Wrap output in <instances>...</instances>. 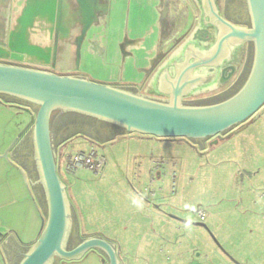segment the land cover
Returning a JSON list of instances; mask_svg holds the SVG:
<instances>
[{
  "label": "crops",
  "instance_id": "crops-1",
  "mask_svg": "<svg viewBox=\"0 0 264 264\" xmlns=\"http://www.w3.org/2000/svg\"><path fill=\"white\" fill-rule=\"evenodd\" d=\"M83 1L92 12V18L90 28L81 42L80 37L86 26L87 17L78 0H0V41L6 43L11 39L15 48L29 46L43 52L45 58L28 56L26 62L43 66L44 69L49 70L47 72L61 76L84 78L95 83L124 89L134 94L139 93L149 98L160 97L170 100L179 94L185 100L223 88L218 83L209 81L191 91L193 87L191 83L199 76L209 75L207 71L209 67L201 66L195 70L189 67L196 62L206 61L210 57H216L218 61L220 60L219 64H232L238 68L236 76L228 83L229 85L243 75L242 81L238 85L241 86L250 74V71L246 74L245 71L248 66L246 46L253 45L251 42L237 45L236 48L240 46V50H237L234 58L231 56L235 49L232 46L227 51L228 59H226L224 58L226 54L224 48L218 55L217 46H213L214 49L209 55H207L209 51H201L204 48L211 50L215 41L210 43L192 41L191 37L195 29L199 27L207 26L208 29L214 28L213 30L217 32V29L209 24L212 20V14L206 0ZM212 1L214 8L223 18L228 20L219 9L217 0ZM228 21L241 28H249L245 24L233 22L232 19ZM227 33L229 30L224 32L222 36ZM185 34L187 37L184 38L183 42L178 47L173 48L180 36ZM79 44L80 47H78ZM78 51H80L79 55ZM214 69L219 74V69ZM188 92L190 94L187 95ZM102 129L106 131L103 134L90 133V137L94 141L89 143L92 149L99 145L112 146L117 140L126 137L132 140H150L149 136L130 135L114 127L105 126ZM200 148L202 150L203 146ZM146 156L142 153H135V155H129L124 159L128 174L134 178L131 186L139 196V198H136V195H133V198L130 197L131 203L127 205L128 208L126 209H128L127 214L130 216L136 213V208L148 210V214L153 216V219L139 218L136 221L134 219L137 217H130V220L120 224L119 232L113 230L109 237L105 232L98 229L94 231L91 228L92 233L87 238L100 237L111 243L121 264H131V262L129 259L127 260L124 254L127 249L124 251L125 248L123 249L117 242L119 233L136 236L139 233V236L145 237V239L152 237L156 240V238H160L165 243V249H168L172 255V259L176 260L174 264H177L180 263L179 259L185 255L187 250H184L183 253L184 239H178L181 242L180 245H175L170 241L171 238L167 232H169L168 229L173 219L169 218V215L163 211L166 203L158 198L154 204H150L142 192H138L139 190L136 188V185L139 184L137 183L138 179L135 180L137 171L141 173L140 185H143V182L147 183L152 162L158 160ZM263 168L259 171L261 175L258 174V177L253 181V183L256 182L257 186L250 185L248 179L249 186L247 185V187H245V179L241 182L240 204L246 207H256L253 209L254 212L231 216L226 219L223 226L216 219L208 223L210 230L217 236L224 250L237 262L232 264H264ZM141 200L146 204L141 203ZM35 206L42 216L41 208L39 209L36 203ZM223 212L232 214L234 211L225 208ZM81 219L83 221H81L80 227L77 226L78 232L80 235H87L82 231V228L85 230L88 220L83 215ZM73 224L72 221V226ZM88 224L90 225V223ZM134 226L135 228L131 232V227ZM254 227L259 230V233H262V237H258L257 240L253 239L252 236ZM6 235L5 239L19 240L15 233L10 232ZM5 239H0V254L3 257ZM147 247L149 246L143 248L140 246L135 250L128 248V254L130 252L136 253L133 264L160 263L157 252L152 254ZM210 249L211 254L218 256L216 253L214 254L212 248ZM187 252L189 253V251ZM144 254L146 256H142ZM151 254L150 259L154 260L155 258L154 263L152 260H144V262L140 260L144 257L147 258V256L149 259ZM223 256L222 263L231 264L225 253ZM200 257L201 254L197 255V258ZM2 263L6 264L5 259Z\"/></svg>",
  "mask_w": 264,
  "mask_h": 264
},
{
  "label": "rangeland",
  "instance_id": "rangeland-1",
  "mask_svg": "<svg viewBox=\"0 0 264 264\" xmlns=\"http://www.w3.org/2000/svg\"><path fill=\"white\" fill-rule=\"evenodd\" d=\"M217 4L221 12L227 14L233 22L251 24L250 17L248 18L249 12L246 0H217ZM186 37V34L181 35L173 48L178 47ZM253 60L254 44L250 50L245 74L251 71ZM0 64L49 71L44 69L43 66H38L32 62L7 63L6 60H0ZM230 85L227 84L215 92H207L200 96L185 99L183 102L204 104L206 99L213 96H218L220 98L218 100H225L240 88V86H237L234 90H231L233 84ZM2 96L9 102H14V100L18 99L22 100L10 95ZM154 99L167 100L160 97H155ZM38 109L39 106L36 105L34 113ZM29 122L30 116L28 114L21 113L12 104L0 102V233L3 235L10 232L15 233L22 244L33 243L40 237L42 233V217L28 192L24 178L4 156ZM64 125L65 123H55L59 132L62 131ZM28 133L30 145L28 148V142L24 150L21 148V154L31 151L33 147L32 126ZM56 135L57 140H59L60 134L56 133ZM90 145L87 141L76 138L64 148L61 159L78 151H90L92 150ZM200 147L196 151L182 141L162 140L151 137L150 140L145 139L143 141L126 137L125 139L117 140L112 146L99 145L93 148L105 160V166L99 175L84 170L77 172L75 175H70L66 174L62 168L61 179L66 185L71 202V219L74 223L72 227L76 239L82 242L83 239L89 237L92 233L91 228L94 231L98 229L101 232H105L107 237H109L113 230L119 232L121 229L119 227L120 224L123 221L130 220V217L133 218V216L137 217L134 219L136 221L139 218L153 219V216L148 214V210L141 208H136V213L131 216L127 214L128 209L126 208L131 203V198H133V195H136V198H139V196L131 186L134 178L131 174H128L124 159L129 155H135V153H142L147 155L146 157L165 160L169 163L165 167L166 177L161 179L164 182H160L159 186L154 187L157 189L163 188V192L158 193L157 199L160 198L166 203L163 211L168 215L196 223L200 222L197 217L198 210L204 211L207 214V220L204 224L209 228L208 223L211 220L216 219L223 226L226 223V219L231 216L254 212L253 209L256 207H246L240 204V189L242 188L241 182L243 179L246 182L245 187L249 186V182L250 185L257 186L256 182L253 183V181L258 177V174L261 175L259 171L264 167V113L245 130L232 134L228 138L206 139L202 150ZM130 171L132 172V170ZM137 183L139 184L135 185L139 190L138 192H142L145 196L146 192L144 189L147 188L149 182H143V185H140L138 181ZM41 197V210L43 216L47 218L48 202L43 195ZM141 203L146 204L143 200H141ZM225 208L234 212L232 214L224 213L223 210ZM82 215L88 220L86 221L85 230L81 226L82 231L87 235H80L78 232V227L82 225L81 221H83L81 219ZM170 224L169 232H167L171 238L170 241L175 245H180L181 242L178 239H184L183 253L184 250L189 251V253L187 251L184 253L185 255L179 259L180 263L178 262L177 264H223L224 256L222 250L218 247L213 237L217 239L219 244L220 241L212 230H210L211 233L209 234L204 228L183 225L176 220L175 222L173 220ZM134 228L135 226L131 227V232H133ZM253 230L255 232L252 235L253 239L257 240L258 237H262V233H259L256 227ZM117 238L118 244L123 249L125 248L124 251L128 250V248L135 250L140 246L142 248L149 246L147 249L152 254L157 252L160 259L159 264H174L176 262V260L172 259L169 250L165 249V243L160 238H156V240L152 237L145 239V237H140L139 233L137 236L119 233ZM210 248L218 256L211 254ZM127 250L124 252L125 257L133 264L136 253L130 252L128 254ZM152 254L149 259L147 256V258L144 257L140 260L143 262L144 260L151 261L152 258L150 259V257H152ZM199 254H201V257L197 258ZM23 258L19 259L16 264H20ZM3 260L4 257L0 254V264ZM154 260H152L153 263ZM229 261L231 260L229 259ZM66 264H102V261L97 255L89 253L80 262Z\"/></svg>",
  "mask_w": 264,
  "mask_h": 264
},
{
  "label": "water",
  "instance_id": "water-1",
  "mask_svg": "<svg viewBox=\"0 0 264 264\" xmlns=\"http://www.w3.org/2000/svg\"><path fill=\"white\" fill-rule=\"evenodd\" d=\"M206 1L212 14L209 24L215 27L217 32L213 30L214 28L208 29L207 26L195 29L191 37L192 41L203 43L215 41L211 50L204 48L201 51H209L207 54L209 55L214 49L213 46H217L218 55L224 48L226 53L224 58L228 59L227 51L232 46L245 42L254 44V60L247 80L234 95L215 104L184 103L179 94L170 100H159L84 78L0 64V94L14 96L39 106L34 115L30 109H24L32 115L31 121L4 156L15 169L20 171L26 186L30 188L25 171L10 159L8 152L32 126L36 159L49 209L47 218L41 216L40 237L31 243V249L20 264H52L56 257L63 262H76L89 253L97 255L102 264H121L114 246L100 237L83 239L75 248H67L72 231L71 202L66 185L61 179V170L51 134V118L52 115L54 117L57 115V110L91 117L119 127L130 135L182 141L196 151L199 148L193 141L216 137L222 139L224 135L230 137L248 128L264 113V0H246L251 20L249 28H241L229 22L214 8L212 0ZM78 2L84 8L87 17L86 26L80 37L82 42L90 28L92 12L83 0ZM228 30L229 33L222 36ZM80 44L78 47L81 46ZM28 56L46 57L35 47L15 48L11 39L6 43L0 41V60L24 63ZM219 61L216 57H210L189 67L194 70L201 66L209 67L207 70L209 75L195 79L191 83L193 85L191 91L209 81L221 86L231 82L238 68L232 64H219ZM214 68L219 69V74ZM30 195L35 201L31 192ZM169 218L183 225L204 228L209 234L211 233L207 225L202 222L192 223L171 215ZM6 237L7 235L0 233L1 240ZM213 239L222 252L232 262L237 263L217 239L215 237Z\"/></svg>",
  "mask_w": 264,
  "mask_h": 264
},
{
  "label": "flooded vegetation",
  "instance_id": "flooded-vegetation-1",
  "mask_svg": "<svg viewBox=\"0 0 264 264\" xmlns=\"http://www.w3.org/2000/svg\"><path fill=\"white\" fill-rule=\"evenodd\" d=\"M224 17H226L228 20H231L229 18V16H227V14H223ZM248 18H249V14H248ZM250 19V18H249ZM247 27H250V24H245ZM237 46H235L234 48V54H232L231 56L234 58L237 50H240V46L238 48H236ZM247 52H246V56H247V65H248V61H249V57H250V50L252 48V45H247ZM234 55V56H233ZM7 63H12L13 61H6ZM243 75H241V77L237 78L234 83H233V87L231 90H234L235 87H237L241 81H242ZM230 90V91H231ZM229 91V92H230ZM7 102L9 104H12V106L16 107L21 113L23 114H28L30 116V121H31V117L32 115H30L29 113H27L24 109H30L31 113H34V107L36 106L35 103H31L25 100H14L13 101H8L4 96H0V102ZM189 104H193L195 105V103H189ZM35 114V113H34ZM33 114V115H34ZM96 119H93L91 117L85 116V115H81L78 113H71V112H63L61 110H57V115L54 117L52 115L51 118V134H52V140H53V144L55 147V151L57 153V160L59 163H61L60 161L62 160V154L64 151V148L71 143L73 140H75L76 138H81L85 141H87L88 143L90 142H94L91 139V135L90 133L96 134H103L104 131L103 129H98L99 125L95 124L97 122H95ZM64 121V122H61ZM66 121V122H65ZM98 121V120H96ZM61 124V123H65L62 131L59 132V130H57V127L55 126V123ZM31 128V127H30ZM29 130L20 138V140L17 142V144L8 152L9 153V157L10 159L15 162L16 164H18L20 166V168H22L25 171L26 174V179L28 181L29 187H27V189L29 190V192H31V194L33 195V197L35 198V203L38 205L39 209L41 208V196L43 195V197L46 198L45 196V191H44V187L43 184L41 182V177H40V172H39V167H38V163H37V159H36V154H35V145H34V141L32 142V149L31 151H27L25 153H20L21 148H23L22 150L25 149V147L27 146L28 142H29ZM57 134H60V139L57 140ZM224 138H228L227 136H223ZM60 141V142H59ZM205 140H195L193 141L194 144H197L198 147L203 146ZM96 142V141H95ZM30 142L28 144V148H29ZM60 167V165H59ZM61 170V168H60ZM19 173L20 171L17 170ZM21 174V173H20ZM22 175V174H21ZM23 177V176H22ZM5 244H4V259H5V263L6 264H16L17 261H19V259H21L22 257H24L27 252L31 249L32 245L28 244V245H23L18 239H13V238H8L5 239ZM81 242H79L76 239V235L74 233V230L71 231L69 238H68V242H67V248L68 249H73L76 246H78ZM83 259V258H82ZM81 259V260H82ZM76 261L77 262H80ZM66 263H70V262H63L62 260H60L58 257H56L53 261L52 264H66ZM74 263V262H71Z\"/></svg>",
  "mask_w": 264,
  "mask_h": 264
},
{
  "label": "built area",
  "instance_id": "built-area-1",
  "mask_svg": "<svg viewBox=\"0 0 264 264\" xmlns=\"http://www.w3.org/2000/svg\"><path fill=\"white\" fill-rule=\"evenodd\" d=\"M58 162L60 168L66 173L70 175H75L77 172L84 170L93 172L96 175H99L104 166L105 160L104 158L100 157L98 152L95 149L90 151H78L76 153L70 154L66 156L63 161ZM168 162L165 160H154L152 162V167L149 173V185L145 188L146 192V200L148 203L152 204L155 203L158 193L163 192V188H154L155 186H159L162 177H166V170L165 167L168 166ZM138 182L141 180V173L137 171L136 175ZM174 178V177H172ZM197 217L200 222L204 223L207 220V214L204 211L198 210Z\"/></svg>",
  "mask_w": 264,
  "mask_h": 264
},
{
  "label": "trees",
  "instance_id": "trees-1",
  "mask_svg": "<svg viewBox=\"0 0 264 264\" xmlns=\"http://www.w3.org/2000/svg\"><path fill=\"white\" fill-rule=\"evenodd\" d=\"M244 83H245V82H243L242 84H244ZM242 84H241L240 88L242 87ZM240 88H238L237 91H239ZM235 93H236V92H235ZM235 93H234V94H235ZM234 94H233V95H234ZM218 99H220L218 96H213V97H211V98L206 99V101H204V103H205V104H206V103H209V104H215V103H218V102H220V101H223V100H218ZM209 104H207V105H209ZM95 122H97V123H95V124H98V125H99V128H98V129H101V130H102L103 127H105V126H109V127H114V128H116V129H118V130L124 131L123 129H121V128H119V127H116V126H114V125H110V124H107V123H104V122H100V121H96V120H95Z\"/></svg>",
  "mask_w": 264,
  "mask_h": 264
}]
</instances>
